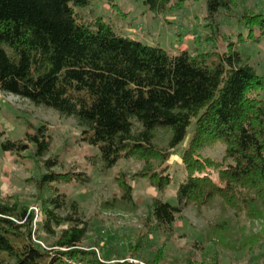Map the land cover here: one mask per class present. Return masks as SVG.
I'll return each instance as SVG.
<instances>
[{
  "label": "trees",
  "instance_id": "trees-1",
  "mask_svg": "<svg viewBox=\"0 0 264 264\" xmlns=\"http://www.w3.org/2000/svg\"><path fill=\"white\" fill-rule=\"evenodd\" d=\"M140 1L156 16L184 9L183 0ZM88 2L0 0V93L73 119L80 140L96 149L90 164L101 171L139 156L144 169L132 177L145 179L159 194L174 182L163 163L188 138L174 204L160 198L150 203L145 227L152 232L172 235L178 215L218 196H229L244 206L264 200V99L260 96L264 76L237 49L240 43L264 39V13H237L236 0H205L203 20L211 31L197 38L198 45L209 46V51L197 53L194 48L192 53L170 54L121 36L101 18L85 21L76 10ZM220 19L233 22L237 29L220 37L225 49L221 53L216 46ZM232 35L237 36L235 42ZM160 130L168 133L162 149L155 145ZM50 139L44 125L15 140L0 132V151L19 154L31 145L34 157L40 159L48 153ZM213 139L225 144L223 160L217 164L198 156L199 148ZM151 160L158 163L153 166ZM43 167L45 172L35 184L43 195L37 197L40 218L36 221L22 202L0 197V264H101L93 251L80 250L89 222L61 188L85 185L89 174L62 171L56 157L44 160ZM132 179L116 178L121 184L120 205L132 206ZM139 247L128 244L126 249ZM157 253L151 258L146 254L147 263L157 264Z\"/></svg>",
  "mask_w": 264,
  "mask_h": 264
},
{
  "label": "rangeland",
  "instance_id": "rangeland-1",
  "mask_svg": "<svg viewBox=\"0 0 264 264\" xmlns=\"http://www.w3.org/2000/svg\"><path fill=\"white\" fill-rule=\"evenodd\" d=\"M204 2L183 0L184 9L166 16H156L140 0H89L84 9L76 11L85 21L101 18L121 36L144 45L158 46L170 54L179 51L192 53L194 48L197 53H206L209 46H199L201 40L197 38L209 35L211 31L203 20ZM236 3L239 7L237 13H264V0H236ZM236 31L233 22L219 20L216 40L219 53L225 50L220 37ZM242 34L244 37L245 33ZM230 40L235 42L237 36L232 35ZM237 49L246 53L257 74L264 76V39L260 43H240ZM260 96L264 99V92ZM40 125L46 126L51 135L50 148L44 157L35 158L31 145L19 154L0 151V197L11 196L22 202L34 213L36 221L40 218L37 197L42 198L43 195L37 193L35 184L45 172L43 161L56 157L62 164V171H86L90 177L87 184L77 187L63 184L61 188L67 197L79 204L89 222V232L80 250L93 251L99 263L149 264L146 254L151 258L160 251L157 264H264V203H261L264 200L260 198L258 203L244 206L229 196H218L199 208L190 206L177 216L172 235L168 237L145 227L153 198L174 204L177 183L183 176L182 152L188 138L163 163L174 182L159 194L145 179L132 177L144 169V161L139 156L122 160L109 171H101L90 164L96 149L80 140V129L73 119L62 118L53 110L0 93V132H4V138L19 139L25 131L33 132ZM167 139L166 131L155 133V145L159 149L165 147ZM224 149L225 144L221 140L213 139L199 148L198 156L201 160L217 164L223 160ZM157 163L151 160L153 166ZM121 175L133 178L130 183L132 206L120 205L117 201L121 184L116 178ZM47 242L51 243L50 240ZM37 243L43 247L42 243ZM128 244L141 245L142 248L131 251L134 249H126ZM134 253L144 260L132 257ZM117 254L124 255L125 259L120 260Z\"/></svg>",
  "mask_w": 264,
  "mask_h": 264
},
{
  "label": "built area",
  "instance_id": "built-area-1",
  "mask_svg": "<svg viewBox=\"0 0 264 264\" xmlns=\"http://www.w3.org/2000/svg\"><path fill=\"white\" fill-rule=\"evenodd\" d=\"M134 264H139V262H134ZM140 264H143V263H140Z\"/></svg>",
  "mask_w": 264,
  "mask_h": 264
}]
</instances>
